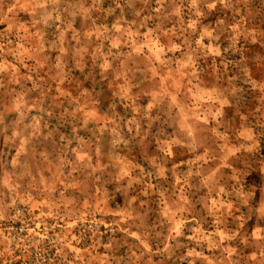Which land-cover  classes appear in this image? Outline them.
I'll return each mask as SVG.
<instances>
[{"label":"clouds","instance_id":"obj_1","mask_svg":"<svg viewBox=\"0 0 264 264\" xmlns=\"http://www.w3.org/2000/svg\"><path fill=\"white\" fill-rule=\"evenodd\" d=\"M0 264H264V0H0Z\"/></svg>","mask_w":264,"mask_h":264}]
</instances>
